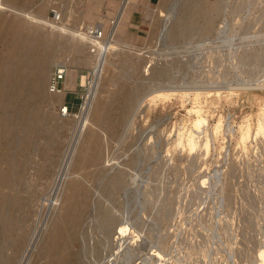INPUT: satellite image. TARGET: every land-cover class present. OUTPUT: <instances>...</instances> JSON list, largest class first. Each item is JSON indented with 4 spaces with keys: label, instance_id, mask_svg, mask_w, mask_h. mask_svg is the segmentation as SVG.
<instances>
[{
    "label": "rangeland",
    "instance_id": "rangeland-1",
    "mask_svg": "<svg viewBox=\"0 0 264 264\" xmlns=\"http://www.w3.org/2000/svg\"><path fill=\"white\" fill-rule=\"evenodd\" d=\"M105 1L0 0L2 30L24 17L33 27L19 49L25 68L45 57L49 70L0 109V170L15 176V188L0 190V208L8 200L0 264L256 263L264 250V0H133L95 77L97 57L70 30L93 6L101 14L94 24L108 30L121 6ZM55 64L70 69L73 114L87 92L93 111L60 116L64 99L49 90ZM133 92L125 113L124 94ZM98 104L105 125L93 118ZM197 127L210 152L186 147ZM65 213L81 221L79 237L65 225L56 243Z\"/></svg>",
    "mask_w": 264,
    "mask_h": 264
},
{
    "label": "bare ground",
    "instance_id": "bare-ground-1",
    "mask_svg": "<svg viewBox=\"0 0 264 264\" xmlns=\"http://www.w3.org/2000/svg\"><path fill=\"white\" fill-rule=\"evenodd\" d=\"M11 1L20 2L22 4H25V3H31V2H33L35 0H11ZM111 1H114V0H111ZM115 1H118V3H120L119 5L121 7L119 8L117 17L110 21V27H109L108 30L110 31V28L112 26H114L113 31L111 33V37L109 35L107 36V31L108 30L106 29V26L104 24H101V23L94 24V21L99 19L100 16H101V14H99V11L97 10V8H95V6L86 8V11L83 14V19L85 21V24L82 25L83 27L74 28V29L71 28L72 30H70L75 36L80 37V39H82L84 41L87 40V42L89 43L88 45H89L90 51H91L93 46H91L90 44L91 43L93 44V41H91V39L88 38V36L86 35L85 31L87 29H91L92 27H94V26H96L98 24L102 27L103 35H104L103 40L100 41L98 44H96V45H99L98 50H96L95 53L91 52L92 56L97 57V60H98L96 68H95V77H98V76L100 77L101 73L104 71L103 67H105V65L107 64V60H108L107 56L109 54V51L111 50L112 47H115V44H112V43L116 42L115 39H116V36H117V33H118L116 27L118 25H120L124 21L125 17L128 15L127 14V9L131 5L133 0H115ZM41 3H42V1H41ZM47 6H49V5H47ZM42 8H41V10H42ZM185 10H189V9H185ZM185 13H186V11L184 12V14ZM204 14H206V12ZM16 16H17V14H16ZM21 16H23V15H21ZM190 16H191V14H190ZM16 18H18V17H16ZM24 18H21V19L18 18V20L17 19L8 20L6 22V24H7L6 28L2 30V22L5 21V20H3V17H1V13H0V46H3L5 51H6V53L2 57L0 56V109L3 112L7 111L8 109L13 108L15 106V103L21 97V92L25 91L24 88H25V84H26V81H27L28 78L34 77V81L36 82V85L39 82H45L46 79L48 80V78H49V70L47 68V62L44 59L45 57L44 58H40V57H37V58L35 57L34 58V57H32V59H35V61H36L35 64L37 66V69L36 70L26 69L27 68L25 66L26 63H24V58H23V56H21L22 52L19 49H20V45L22 44V41L24 40V34L27 32V30H28V33H29V29L33 28V27H29L30 24H28L24 20ZM107 21H109V20H107ZM106 23H108V22H106ZM107 25H109V24H107ZM34 28H36V27H34ZM178 29H180V28H178ZM184 29H185V27H184ZM30 30H32V29H30ZM29 35H30V33H29ZM36 45H37V43H36ZM31 51H34V50H31ZM107 51H108V53H107ZM105 52H106V54L104 55ZM28 62H32V60L28 61ZM56 66H57V64H55L53 66V68H52L53 71H54V68ZM102 68H103V70H101ZM53 71L51 70L50 72L52 73ZM69 72H70V69L67 70V76H68ZM66 82H68L67 83V88L74 87L73 83H72V80H68V77L66 78ZM37 87H39V84L36 86V88ZM97 88H99V86H97ZM225 89L226 88H215L214 90L215 91H217V90L220 91V90H225ZM173 90L176 93H178V92L186 93L187 95L191 91H197V93L199 95L200 92H202L204 90L208 91L210 89L209 88L208 89H205V88H193V89L182 88L181 89L180 88V89H173ZM211 90H213V89H211ZM226 90H230L231 91L233 89L232 88H228ZM92 91L95 92V86L92 89ZM64 92H65L64 94L63 93L62 94H52L51 93L52 95L57 96L59 98L60 103L64 99L63 104L61 105L62 107L64 106V103H65V96H66V93H67L66 87H65ZM214 94L219 95L220 93L216 92V93H213L212 95H214ZM134 100H135V92H133V93H125L124 94V110H125V113L129 112V110L131 108V105L133 104ZM85 106L87 107V110H85L84 113H81V116H83L84 114L88 113L90 107H91L92 111L94 110V107H92L91 104H89L87 100H86ZM103 111H104V108H103ZM93 118L96 121L95 123H98V124H101V125H105L107 123V119L104 117L102 109H101L99 104L97 105V108L95 106V114H94ZM107 129L109 130V128H107ZM220 129H221L220 127L216 128V132H215L216 136L220 133ZM259 130L260 131H259L258 135H262V134L264 135V123L261 124V129H259ZM199 138H200V132H199V127H197L193 131V133L189 136V138L187 139V143H186V147H188V149L190 150L191 154L193 152H195L198 148H202V147H204V149L207 152H210L211 142H210L209 138H207L202 143H201V141L200 142L198 141ZM240 139H241V143H242L243 147L245 149H247L248 146L250 145V134H249V131L248 132H244ZM2 163L3 162H1V164ZM13 177H15V176H12L11 168H9V167L3 168L2 167L1 170H0V190H5V189L12 190L13 188H15V186H14L15 182L13 180ZM7 201L8 200L6 199L4 204H2V206L0 208L1 214H2L3 217L5 216V203ZM80 223H81V221H79V218L74 217L71 213H65L63 215V219L61 220L60 224L57 227L56 232L54 233V241L56 243H58V241H60L61 238L63 236H65V234H63L64 233L63 230H64L65 225H68V226L72 225L73 226L74 231H75L74 234H77V235H75L73 237H75L74 239L76 240L79 237L78 230H79V227H80ZM63 254H61V255H63ZM63 259H65V257ZM253 264H264V250H263V252L260 253V255H259L258 259H257V262L253 263Z\"/></svg>",
    "mask_w": 264,
    "mask_h": 264
},
{
    "label": "built area",
    "instance_id": "built-area-1",
    "mask_svg": "<svg viewBox=\"0 0 264 264\" xmlns=\"http://www.w3.org/2000/svg\"><path fill=\"white\" fill-rule=\"evenodd\" d=\"M85 32L88 38L91 39V41H93V44L92 43L90 44L91 46H93L91 52L95 53V51L98 50L99 47V45L96 44L102 41L104 37L102 27L98 24L92 27L91 29H87ZM66 78H67V69H65L63 65H57L54 68V71L51 75V79L49 82L50 93L52 94L64 93ZM87 95L88 92L85 95V99L80 103L78 107V112L76 114H73V105L65 101L64 106L59 107L60 116L63 118H73V117L77 118L81 113H84L85 110H87V107L85 106Z\"/></svg>",
    "mask_w": 264,
    "mask_h": 264
},
{
    "label": "crops",
    "instance_id": "crops-1",
    "mask_svg": "<svg viewBox=\"0 0 264 264\" xmlns=\"http://www.w3.org/2000/svg\"><path fill=\"white\" fill-rule=\"evenodd\" d=\"M101 1H105V0H101ZM142 0H138V3H141ZM145 5H154L155 3L159 2L160 0H143ZM106 3H110L109 1H105ZM113 3V2H111ZM112 5H115V12L114 13H109L107 15V18L113 19L116 16V13L118 11V4L117 3H113Z\"/></svg>",
    "mask_w": 264,
    "mask_h": 264
}]
</instances>
